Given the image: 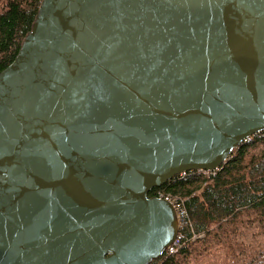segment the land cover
<instances>
[{"label": "water", "instance_id": "95a60500", "mask_svg": "<svg viewBox=\"0 0 264 264\" xmlns=\"http://www.w3.org/2000/svg\"><path fill=\"white\" fill-rule=\"evenodd\" d=\"M0 74V264H151V196L264 131V0H42Z\"/></svg>", "mask_w": 264, "mask_h": 264}, {"label": "trees", "instance_id": "16d2710c", "mask_svg": "<svg viewBox=\"0 0 264 264\" xmlns=\"http://www.w3.org/2000/svg\"><path fill=\"white\" fill-rule=\"evenodd\" d=\"M42 0H0V74L17 58ZM188 217L177 251L151 264H264V131L214 172H188L160 188ZM202 236V237H201Z\"/></svg>", "mask_w": 264, "mask_h": 264}, {"label": "built area", "instance_id": "2783aa9c", "mask_svg": "<svg viewBox=\"0 0 264 264\" xmlns=\"http://www.w3.org/2000/svg\"><path fill=\"white\" fill-rule=\"evenodd\" d=\"M250 138L251 137H249L248 140ZM155 197L169 201L170 203H172V206L175 207V210L177 212V218H178V223H179V232H180V228H181L182 224H184L186 222L185 218L188 217V212H187L185 206H183V203L177 202L174 199H172L170 196H164L163 194H160L158 196L155 195ZM180 239H181V236L179 233L177 240L175 241V243L173 245H171V247L168 250H170L171 252L177 251L176 248L178 247L177 245H179Z\"/></svg>", "mask_w": 264, "mask_h": 264}, {"label": "bare ground", "instance_id": "6f19581e", "mask_svg": "<svg viewBox=\"0 0 264 264\" xmlns=\"http://www.w3.org/2000/svg\"><path fill=\"white\" fill-rule=\"evenodd\" d=\"M247 140H248V139H247ZM247 140H246V141H247Z\"/></svg>", "mask_w": 264, "mask_h": 264}, {"label": "rangeland", "instance_id": "374dc122", "mask_svg": "<svg viewBox=\"0 0 264 264\" xmlns=\"http://www.w3.org/2000/svg\"><path fill=\"white\" fill-rule=\"evenodd\" d=\"M202 237V236H201Z\"/></svg>", "mask_w": 264, "mask_h": 264}]
</instances>
